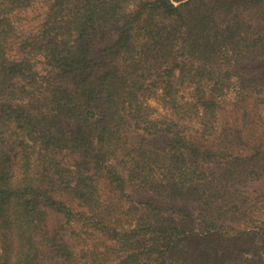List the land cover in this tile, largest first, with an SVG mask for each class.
<instances>
[{
	"label": "trees",
	"instance_id": "1",
	"mask_svg": "<svg viewBox=\"0 0 264 264\" xmlns=\"http://www.w3.org/2000/svg\"><path fill=\"white\" fill-rule=\"evenodd\" d=\"M38 1L0 0V264H264V0Z\"/></svg>",
	"mask_w": 264,
	"mask_h": 264
},
{
	"label": "rangeland",
	"instance_id": "2",
	"mask_svg": "<svg viewBox=\"0 0 264 264\" xmlns=\"http://www.w3.org/2000/svg\"><path fill=\"white\" fill-rule=\"evenodd\" d=\"M43 10H44V4L42 3L41 0L38 1L32 8L26 10L25 12H22L20 14L22 17L21 26H25L26 28L29 29H34L35 27H37L39 15ZM151 102L154 106L158 107L160 112V106L158 105V103L155 100Z\"/></svg>",
	"mask_w": 264,
	"mask_h": 264
}]
</instances>
